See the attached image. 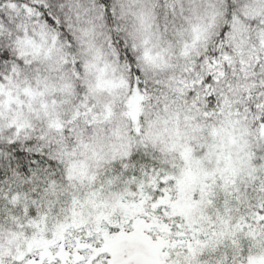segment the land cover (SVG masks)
I'll list each match as a JSON object with an SVG mask.
<instances>
[{
	"label": "snow or ice",
	"instance_id": "1",
	"mask_svg": "<svg viewBox=\"0 0 264 264\" xmlns=\"http://www.w3.org/2000/svg\"><path fill=\"white\" fill-rule=\"evenodd\" d=\"M0 264H264V0H0Z\"/></svg>",
	"mask_w": 264,
	"mask_h": 264
}]
</instances>
